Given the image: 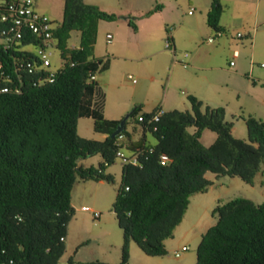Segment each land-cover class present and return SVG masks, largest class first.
I'll list each match as a JSON object with an SVG mask.
<instances>
[{
  "label": "trees",
  "instance_id": "1",
  "mask_svg": "<svg viewBox=\"0 0 264 264\" xmlns=\"http://www.w3.org/2000/svg\"><path fill=\"white\" fill-rule=\"evenodd\" d=\"M160 6L154 5L145 15ZM222 11L220 0H211L206 21L214 32H225L220 25ZM117 18L84 0H64L62 18L53 29L61 66L51 82L42 84H34L36 74L18 70L15 62L34 57L22 46L37 41L26 36L12 47L0 41V71L10 77L2 83L21 89L0 91V264H58L66 247L61 238L65 239L74 214L71 191L77 178L113 181L104 169L116 160L118 134H111L121 119L104 116L105 92L91 75L109 66L108 58L93 54L98 22ZM135 18L127 17L134 30ZM72 31L80 33L78 47L68 46ZM187 98L190 109L163 110L157 120L152 117L160 107L143 111L135 105L127 113L143 135L131 141L127 122L120 132L123 142L129 140L141 152L138 165L121 163L112 204L123 230L120 261L69 257L67 264H129L131 240L147 255H164L165 240L182 221L190 196L212 184L207 171L238 176L248 184L264 172V120L242 116L247 138L236 137L223 106L203 105L192 94ZM82 117L92 118L94 131L106 137L80 136L77 123ZM205 129L215 133L209 145L200 139ZM145 132L154 143L145 142ZM96 154L103 159L97 166L79 164ZM162 154L169 157L165 164ZM212 214L216 222L201 235L195 264H264V201L237 196L218 203Z\"/></svg>",
  "mask_w": 264,
  "mask_h": 264
},
{
  "label": "rangeland",
  "instance_id": "2",
  "mask_svg": "<svg viewBox=\"0 0 264 264\" xmlns=\"http://www.w3.org/2000/svg\"><path fill=\"white\" fill-rule=\"evenodd\" d=\"M99 6L101 9L122 14L128 12L131 18L136 16L141 10L149 8L157 3L162 4L164 0H84ZM203 0H165L166 8L163 17L177 20L182 15L198 19L196 31L193 33L198 44H202L198 51L199 54L216 51L214 45L221 38L228 37L229 42L218 49V54L210 62L198 64L196 67L185 65L181 62L183 59L181 53L191 52L188 38L191 34L186 27H176L177 23L162 25V37L155 42V52L168 50L165 43L166 34L170 32L176 38V58L170 52V57L176 59L177 65L171 70L170 57L166 53L157 54V56L140 55L138 52L125 55V59L118 57L113 61L111 70L104 71V77L111 82L110 78L116 75V82L111 83L108 88H103L105 92V105L107 115L120 114L119 118L124 117L135 105L145 103L147 92L146 88L139 89L141 85L149 87L156 98H162L167 90L175 98V106L184 110L185 105H189L186 92L193 94L206 102L210 93L214 95L215 100L221 102L227 107V119L234 118V135H243L240 138H247V128L244 116L257 111L264 116V68L260 63H264V0L256 4V0H220L223 5L221 14V23L226 27L224 35L217 37L216 42L206 41L209 36L215 34L214 30L208 28L204 19L199 17L200 7ZM208 1V0H207ZM40 7L50 10L51 17L55 22H59L60 14L63 9L64 0H36ZM177 4V5H176ZM195 8L194 14L190 16L187 11ZM259 9V11H258ZM263 12V11H262ZM194 16V17H193ZM106 21L99 29L98 43L96 51L104 53L107 47L130 41L132 30L125 24H117ZM124 25V26H122ZM167 29V32H166ZM242 33V37H237V33ZM112 35L111 42H107L106 34ZM128 33V37H127ZM77 31H73L69 44H74L77 40ZM189 34V35H188ZM252 38L254 44L252 46ZM222 45V44H221ZM25 49L35 51L34 45H25ZM166 58L158 60L159 57ZM236 63L235 66L230 62ZM244 61L251 65L253 61L254 69L248 68L246 75L237 74L235 71L238 63ZM62 59L59 49H52L51 62L49 69L55 71L61 66ZM188 62V61H187ZM181 65V66H178ZM183 67V68H182ZM186 69V70H185ZM261 73L263 81H257V73ZM128 74L133 76L136 81L132 82ZM158 74V75H157ZM187 75V78H184ZM153 76L155 79L152 80ZM253 81L256 82L253 88ZM255 89V90H253ZM239 94V96H238ZM120 101V103H118ZM146 104V103H145ZM147 106V105H146ZM153 105L148 106L151 108ZM122 109V113L114 109ZM235 114V115H232ZM241 115V117L239 116ZM243 116V117H242ZM80 136L99 140V133L93 130L91 118H82L79 120ZM215 133L211 130H205L201 138L204 145H209ZM148 139L153 141L149 134ZM129 150H126V154ZM90 157V156H89ZM99 156H95V159ZM93 159V158H91ZM89 162V161H88ZM97 164L96 160H93ZM120 159L116 158L111 164V174L114 177L113 182H100L93 179L81 180L77 178L71 191V204L74 208V214L68 222V232H70V244H81L80 258L85 260H111L116 263L121 257V245L123 241V230L119 227L115 213L112 210V204L115 200L117 187L120 184ZM205 176L212 180L206 191L198 192L190 196V201L182 221L176 226L173 236L165 240L167 249L164 255H147L132 240L133 263L132 264H195L196 248L200 241L202 233L205 232L207 224L209 226L216 222V215L212 214L213 206L222 203L230 198L237 196L248 197L256 203L264 201V172L256 175L253 184H248L238 176L221 175L207 171ZM82 206H88L92 210L100 213L99 217L94 218L91 211L83 210ZM208 206H210L208 208ZM209 210H208V209ZM207 209V210H206ZM185 245L188 249L181 251L180 256L174 255L175 250L181 249ZM67 251L65 250L60 261H66Z\"/></svg>",
  "mask_w": 264,
  "mask_h": 264
},
{
  "label": "crops",
  "instance_id": "3",
  "mask_svg": "<svg viewBox=\"0 0 264 264\" xmlns=\"http://www.w3.org/2000/svg\"><path fill=\"white\" fill-rule=\"evenodd\" d=\"M164 1H163L162 4H160L161 5L160 8L157 11L153 12L152 14L145 15V12L148 11L149 9L153 8L154 5H151L149 8H146L145 10H141L136 16H134V17H136L134 19V22L137 25V29L136 30H134L128 24V22H127V17H131V14H128V12H124L122 14H117L118 15V18L116 20L111 21V22H114L113 24H115V26H118L117 24H125V26H127V28H129V29L131 28L130 29V30H132L131 31L132 33L131 34H134L135 37H133L131 35L130 41L127 40L126 42H121L120 44L118 43L117 45H112L110 47H107L106 48V51L103 54L102 53H98L96 51V46H97V43H98V33H99L100 26L104 22H106V20H99L96 41L94 43L93 54H94L95 57H103V58H108L109 59V66H108V68H106L103 71L97 72L95 74V80L97 81V83L101 87L108 88L109 86H111V83L116 82L117 77H116V75H114V77H111L110 78L111 82L109 83V81L107 79H105V77H104V71L111 70V66H113V61L116 60L118 57H122V59H125L124 58L125 55H127V54H134L136 52H138L140 55H145V56H157V54H160L162 52L163 53H166V54H168V53L170 54V52H171L174 55L173 57L176 58V43H177V41H176L175 35L173 36V34L171 32H170V34L168 33L166 35H167V38H168V36H170V40L172 42V46L175 48V51L173 52V51H171L169 49L170 52L168 50L167 51L166 50H161V51L155 52V48H154L155 47V44H156L155 42H157L158 38L160 39L162 37L161 36L162 33H161V29H160L162 27V25H164L165 28H166V25H168L169 23H177L178 26H176V27L180 28V27H183L184 26V27H186L188 29L189 34H191L189 36V38H188L191 52L185 51V52H188V56H186V57L183 55L184 52L181 53L182 58L183 59H187V61H188L187 62L185 60H182L181 62H186L187 63V66L188 65H192V67H196L198 64H203V63H206V62H210L218 54V49L221 48V46H223V45H225V44H227L229 42H232L228 37L221 38V40L218 41L214 45V47H213V48L216 49L215 52L212 51V52H207V53L199 54L198 51H199L200 46L202 44H198L197 41H196V39H195V37H194V35H193V33L197 29V25H198V21L199 20L196 19V18H192V17H189L188 18V17H185L184 15H182L177 20H171V19H167V17H163V12H164V10L166 8V5H165V2ZM175 1L179 4L178 0H175ZM210 3H211V0H208V1L207 0H203L202 1V6L200 7V13H199L200 15H199V17L202 18V19H204L206 23H207V21H206V13H207V11H208V9L210 7ZM257 3L259 4V9H260V0H256V4ZM157 4H159V3H157ZM35 6H36V8L40 12L46 14L50 19L53 20V18L51 17V14L52 13L50 12L49 9L44 8V7H40L37 3H35ZM259 9H258V11H259ZM194 10H195V8H194ZM194 10H193V12L191 14H189L188 11H187V13L190 16H192L194 14ZM262 11H261V14L264 13V10H262ZM62 13H63V9H62V12L60 14L59 21L62 18ZM55 23L58 24V22H55ZM220 25L224 28V31H226V27L221 23V17H220ZM122 26H124V25H122ZM207 26H208V28H211L208 24H207ZM72 32H71V34H72ZM77 32H78L77 37H76L77 40H76V42L74 44H69V39L71 38V36L68 39V46L69 47H72V48L73 47H78L80 33H79V31H77ZM166 32H167V29H166ZM129 35L127 33V37ZM218 38L216 37L214 39V41H212L210 43L216 42V40ZM251 42H252V46H253V44H254V38H252ZM169 54H168V56L170 57ZM173 57H170L171 65L169 67V70H171V68L174 65H177L176 62H178ZM160 59L163 61L166 58L163 56V58H161V57L158 58V60H160ZM250 64L251 65L248 66L247 63L245 64L244 61L239 62L238 63V66H237V68H236L235 71L237 72V74L239 73L241 75H246L247 72H248V68L249 67H250V69L252 71L255 70L254 69V66H255L254 64L255 63L253 61H251ZM235 65H236V63H233L232 66H235ZM178 66H181V65H178ZM128 75H130V74H128ZM257 75H258L257 81H263V79L260 78L261 77V73L258 72ZM184 78H187V75H184ZM154 79H155V76H153L152 80H154ZM252 84L254 86L253 88H255L256 82L253 81ZM262 84L264 86V83L263 82H262ZM143 88H146L145 91L147 92V95H146L147 97L145 99V103L146 104L145 103L144 104H140L143 111H151L152 109H154L156 107H160L164 111L171 110V109H178L175 106V98L171 94H168L167 93V90L164 93V95H163L162 98H158L157 99L156 98V95L151 92V89L149 87H145L143 85H141L139 87V89H143ZM253 90H255V89H253ZM208 94L209 95L207 96V99H209V100H206V102H203L201 100L202 103H203V105H209L211 107L223 106V104H221V102H218L217 100H215L214 95H211L210 93H208ZM186 95H189L188 92H186ZM238 96H239V94H238ZM198 99L200 100V98H198ZM118 103H120V101H118ZM150 105H153V106L150 109L147 108ZM184 107H186L185 109H190V103H189V105L187 104ZM224 108H225V118L227 119L228 109H227L226 106ZM114 111H116L118 113H122L123 110L120 109V107H118V109H116V110L114 109ZM250 114H251V112H250ZM118 115H120V114H110V115H107L106 109L104 108V116L106 118H108V119H122L123 118V117L122 118H119L120 116H118ZM232 115H235V114H232ZM251 115H254L255 117H258V118L264 120V116L261 115V114H259L257 111L253 112ZM239 116H241V115H239ZM82 118H85V117H82ZM82 118H79L78 119L77 130H79V120L82 119ZM87 118H90V117H87ZM232 119L233 120H231V119H228V120L233 121V128H234L235 127V121H234V118H232ZM126 122H127V124L125 123L126 124V128L131 133V141H138L142 137V135H143V130H142L141 126L138 123H136L135 119H133V118L132 119L127 118ZM92 124H93V120H92ZM233 128H232V132H233ZM190 129L193 130V128H190ZM205 130H208V129H205ZM204 131L202 132L201 138H202V136L204 134ZM96 133H99V138H98L99 140H103L106 137V134H104V133H101V132H96ZM149 134H150L149 132H145V142L146 143H154L155 142V139L154 138H153V141H150L148 139V135ZM243 135L240 133L239 135H237V136L235 135V136L236 137H242ZM214 139H215V137H213V140ZM124 144H125V146L127 147L128 150L134 149V148H132L130 146L129 140H126L124 142ZM97 155L99 157L95 159V156H97ZM91 158H93V159H91ZM93 160H96L97 161V164H94V162H92ZM102 160L103 159H102L101 155L100 154H96V155H93V156H90V157H86L84 159H80L79 160V164L80 165H83V166H90V165L97 166ZM110 166L111 165H108V166L105 167V169H104V172L105 173L111 174V168H109ZM121 168H122V166L120 165V175H121ZM97 181L104 182L105 180H97ZM113 181H114V177H113ZM105 182H107V181H105ZM217 204H215L213 206V208ZM209 207L210 206H208V208ZM208 227H209V223L207 224L206 229ZM200 233L203 234V232H200ZM70 238H71L70 237V232H68V227H67V234H66V237H65V245H66L65 250L67 251V255H66L67 258H66V260L69 257H73L76 260L89 261V260H85V259L80 258L81 244L79 243V244L76 245L77 242L70 244V242H71ZM133 250L137 254L136 250L133 249L132 240H131L130 243H129V253H130V256H129V264H132L133 263V254H134L133 253ZM102 261L109 262V263H116L115 261H111V260H102Z\"/></svg>",
  "mask_w": 264,
  "mask_h": 264
},
{
  "label": "built area",
  "instance_id": "4",
  "mask_svg": "<svg viewBox=\"0 0 264 264\" xmlns=\"http://www.w3.org/2000/svg\"><path fill=\"white\" fill-rule=\"evenodd\" d=\"M36 0H0V23L3 27L0 30V41L6 47H12L16 44H21L22 39L26 36H32L37 42H32L26 45H34L36 47L35 51H31L34 57L31 58H18L15 59L17 63V69L22 70L26 69L28 73L36 74L37 79L34 84H42L45 82H51L55 76V71L49 69L51 62L52 49L55 47V39L53 37V29L57 24L50 19L46 14L40 12L35 6ZM194 8L191 7L188 10V13L191 14ZM224 34L222 31H217L213 36H209L206 40L208 42L214 41L216 37H220ZM242 33H237V37H242ZM112 35L108 33L106 39L108 42L111 41ZM31 41V40H30ZM25 45L22 46L24 48ZM166 48L171 51H175V48L172 46L170 38L166 39L165 43ZM25 49V48H24ZM183 55L188 56V52H184ZM187 65L186 62H182ZM233 61L230 62V65H233ZM260 67L264 68V63L259 64ZM91 78L94 79L95 75H91ZM133 82L136 79L128 75ZM9 75L5 74L3 71H0V91L7 92L13 90L14 92H20L19 86L11 87L7 84L2 83V81H9ZM163 113L162 109H159L155 115L152 117L154 120H157L158 117ZM139 120H142V117H138ZM125 136L123 133H118L116 143L118 149L116 150L115 156L120 159L121 163L125 164H134L138 165L140 163V150L132 149L129 150V153L126 154L127 147L124 144ZM161 163L165 164L169 161V157L165 154H162L160 157ZM83 210L91 211L94 218L99 217L100 213L92 210L88 206H82ZM65 240L64 238H61ZM188 249V246L183 245L181 249L175 250L174 255L176 257L180 256L181 251ZM5 264V263H2ZM58 264H67L65 261H61Z\"/></svg>",
  "mask_w": 264,
  "mask_h": 264
},
{
  "label": "water",
  "instance_id": "5",
  "mask_svg": "<svg viewBox=\"0 0 264 264\" xmlns=\"http://www.w3.org/2000/svg\"><path fill=\"white\" fill-rule=\"evenodd\" d=\"M128 117H129L128 114H126V115L120 120V122H119L117 128H116L115 131L111 134V137L116 136L118 133H120V132L124 129V127H125V122H126V120H127Z\"/></svg>",
  "mask_w": 264,
  "mask_h": 264
}]
</instances>
